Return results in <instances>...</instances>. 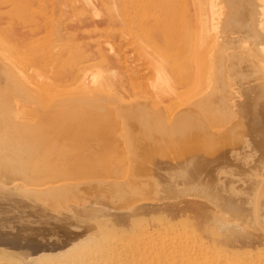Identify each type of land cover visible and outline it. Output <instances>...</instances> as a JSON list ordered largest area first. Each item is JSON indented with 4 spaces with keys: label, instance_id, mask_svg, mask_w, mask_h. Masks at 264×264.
Segmentation results:
<instances>
[{
    "label": "bare ground",
    "instance_id": "obj_1",
    "mask_svg": "<svg viewBox=\"0 0 264 264\" xmlns=\"http://www.w3.org/2000/svg\"><path fill=\"white\" fill-rule=\"evenodd\" d=\"M6 1L12 8L17 2ZM124 1L119 8L123 20L111 4L119 24L130 14L129 1ZM162 2L170 8L175 0ZM227 3L228 19L216 20L218 27L225 22L224 47L244 37L226 27L250 32L264 10L262 0ZM165 4L162 8L168 14ZM169 16L171 27L184 19L177 13ZM0 32L4 34L1 28ZM18 32L7 40L0 36V264H264V75L254 78L253 84L246 81L250 86L240 87V96L225 99L219 90L220 76L205 77L207 56L198 58L205 76L200 71V78L196 75L193 80L201 91L177 103L181 107L174 114L173 104L170 110L157 108L154 102L147 107L145 101H108L93 90L100 79L85 73L88 65L61 78L49 71L52 75L42 78L46 88L40 89L30 76V58L21 59L17 49ZM4 40L8 45L1 43ZM12 52H19L20 59ZM233 52L235 56H214L215 64L228 59L233 63V58L243 62ZM46 56H33L36 62H31L39 66ZM262 59L252 66L264 64ZM235 65L229 63L228 68L241 69V64ZM57 78L64 88H54L55 92L47 82ZM169 110L176 116L167 118ZM118 118L127 126L126 134L118 131ZM248 152L247 160L242 155ZM233 167L247 176L239 177Z\"/></svg>",
    "mask_w": 264,
    "mask_h": 264
},
{
    "label": "rangeland",
    "instance_id": "obj_2",
    "mask_svg": "<svg viewBox=\"0 0 264 264\" xmlns=\"http://www.w3.org/2000/svg\"><path fill=\"white\" fill-rule=\"evenodd\" d=\"M88 1H90L91 4L90 3L87 4ZM112 1L113 0H105V1L104 0L103 1L102 0H17L15 7L12 8V5L6 4L7 3L6 0H0V3L1 4L3 3L2 5H0V7H1L0 12L2 14V16L0 14V28H1L2 32H4V30L7 31V32L5 31L7 35H5V32H4V34L0 32L1 33L0 36H3V38H5L7 40L6 36H9V38H11V33L14 32L15 30H18L19 31L18 33H21V35H19V37H18L19 38L18 44H20V46L17 48L21 55L18 54L19 52L15 53V55L12 52V56H16L18 59H20L19 58L20 56H22L21 59H23V58L25 59V57L30 58V60L28 59L30 62V64H28L29 68L31 67L30 76L32 77V80L34 82H36L37 84L40 85V89H43L44 87L46 88V83H44V84L42 83L43 82L42 78H44V76L47 77V76L52 75V73H53L54 75H61L60 76V78H61V77H63L62 75L65 76V75H68V73L72 74L71 72L79 70V69L81 70L82 68H84L88 65L89 68L87 69L86 72L85 71L84 72L86 74H89L90 76L94 75L97 79H100L99 82L97 80L96 85L94 84V86H93L94 88L92 87L93 90H95V91L97 90L96 93H98V91H100L102 96L107 98V100L109 99L108 101L111 102V100H112L113 102H118V104H120L119 102L123 103L126 101H127V103L129 101H131V103L133 101H136V102H140V101L144 102L145 101V103H147L146 104L147 107H148V104H149V106L152 107V103L154 102L153 106H155L154 104H156L157 108L165 107V109L171 108L170 110H172L173 106H174L175 110L173 109V111H172L173 113L176 112L177 109H179L181 107V105L179 106L177 103H181L182 101H186V100H188L187 98H189V99L192 98L195 95V92L198 93L201 91V90H199L200 88L198 89V87H197L198 90L195 88V86H197V84L194 83L195 80H193L194 78L196 79L197 77H199L198 74L200 73V71L202 72L203 70H206L205 74L207 75V73H208L207 76L204 75V73H203L204 71L202 73L207 78L212 79V78L216 77V75H217V77L220 76L221 79L219 81V83H220L219 90L221 91L220 93H222L223 96H225V99H229V97H232V95L233 96L235 95L237 97V95H239L238 93H240V94L242 93V91L239 89H241V88L246 89V87H248L247 84H249V83L251 84L250 81H252V80L255 81L254 78L258 79V78L262 77L259 75H264L262 73L260 74V70H261V72H264V66H263L264 64H262L260 66H256V67L252 66L253 62H255L254 60H256V62H258L257 59L259 60V58L261 59L264 57V56L262 57V55H261L262 53L259 50V49H262L264 47V39L262 36V35H264V33H263L264 32L263 31V29H264V22H263L264 18L262 17V16H264L263 15L264 10L263 11L261 10V9H264V6H263V8L260 7L261 9L260 8L258 9L259 11L261 10L260 16L257 15V18L260 17L261 19L262 18L263 19L260 20V18H259L258 22H257L258 24L252 25L253 29L250 32L247 31L248 32L247 33V32H245L246 31L245 29H241V28L235 29L233 27H229V28L226 27L227 31L231 30V29H234L235 31H241L240 34L242 33L241 35L244 37H243V39L241 38L242 41H240L241 39H239V40H236L234 43L231 42L230 44H228V46L226 45L227 47H224L223 43L225 42L224 41L225 38L223 36L225 33L223 31L225 29L224 28L225 22L224 21L222 22L221 27H218L219 25H217V24L220 23L221 19L222 20L228 19V17H227L228 13L227 12L230 11V9L228 7L229 3H227V0H225L226 2H224V0H222V1H220V0H175L174 4L171 2H170V5L168 4L170 6V8L167 7L166 6L167 4L164 3L165 6L168 8V9L165 8V10L167 9L172 14L177 13L180 16H182V15L184 16L183 17L184 19H182V17H181L179 19V21H176V26L173 23V27H171L172 23H170L171 22L170 21L171 19L169 16L170 13L168 12V14H166L165 12H167V11H164V9H163L164 4L162 1H164V0H150V1L149 0H141V1L140 0H135V1L134 0H125L126 2L124 0H117L116 3H113ZM119 1H122V2H119ZM123 1L125 3H127L129 1L128 2V10L130 12L127 10V14L128 13H130V14H129V16H126V18H128V19L125 22H120V24H119V18L117 16H114L112 8H111V4H113L115 6L117 11L114 8H113V10L122 15L124 12H122L123 10H121V9H123V7L120 5H123ZM130 1H133V2H130ZM262 1L264 2V0H262ZM160 2H162V3H160ZM220 2L224 3V4L221 5ZM161 4H163L162 5L163 8L161 7ZM227 4H228V6H227ZM4 5H7V7ZM133 6H137L138 9H136V7H133ZM155 6H157V7H155ZM153 7H155V8H153ZM217 7H218V9H217ZM119 8H121V9H119ZM152 8H153V10H151ZM219 8L221 9V12L224 11L223 14L220 12ZM225 9H226V11H225ZM132 10H135V12H136V13H134V15L132 13ZM138 11H141V12H139L138 16H135V14H138ZM180 11H182L184 13H182ZM194 11H197L196 12L197 14L196 13L194 14ZM151 12H154V13H151ZM189 12H191V14L193 12V14L191 15ZM127 14H124V17ZM163 14H165V15L163 16ZM3 15H4V17H3ZM200 15H202V16H200ZM218 15L219 16L221 15V16L219 17ZM112 16H114V17L112 18ZM194 16L195 17L197 16V18L199 20L196 19ZM209 16H211V17H209ZM115 17H116V19H115ZM121 17L123 20L124 19L123 15ZM133 18L134 19L136 18V19L134 20ZM167 19H169V20H167ZM213 19H215V20H213ZM163 20H165V21H163ZM166 20L168 23L166 22ZM211 20H212V22H211ZM216 20L219 21L217 24H216V22H217ZM259 20L261 22H263V24L261 22L259 23ZM128 21H129V23H127ZM208 23H211V24L208 25ZM158 24H160V25H158ZM213 24L215 25V27ZM260 24H261V26L259 28L258 26ZM162 25H163V27H162ZM209 26H212V27H209ZM127 27H129V29ZM133 27H135V28H133ZM143 27L145 29L146 28L147 29L145 30ZM213 27L214 28L217 27V28L214 30ZM35 28L38 31H36ZM150 28L152 30H150ZM212 28H213V31L211 30ZM164 29H165V32H166V30L168 32L165 33L163 31ZM141 30H143L142 31L143 33L141 32ZM33 31H35V32H33ZM169 32L171 33L170 35H168ZM257 32H259V33H257ZM251 33H253L252 36H251ZM255 33L257 36L255 35ZM214 35H215V37H214ZM230 35H231V33L228 32L227 36L229 37ZM246 35H247V38H246ZM216 36H217V38H216ZM258 36H259V38H258ZM146 37L148 38V40L146 39ZM3 38L0 37V41H3ZM257 39H259V40H257ZM6 40H4V42H1V43H4V45L7 43V45H8V41H6ZM219 41L221 42V44L219 43ZM142 42H143V44H142ZM209 43H211V44H209ZM218 43L220 44V46H218L219 45ZM254 43H256V44H254ZM13 44H15V43H10L9 46L11 47V46H13ZM206 44H208V45H206ZM257 44H258V46H257ZM245 46H246V49H245ZM249 46L250 47L252 46L254 49H255V47H257V49L253 50V48L252 49L248 48ZM15 47H17L16 44H15ZM218 47L220 49H218ZM221 47L222 48L224 47V48L222 49ZM205 48H206V50H205ZM248 49H250V50H248ZM201 50H202V52H201ZM216 50L218 52H216ZM235 50L237 53L236 55H240L243 62H240V63L236 62L237 58H235V59L233 58V61L235 60L233 63L228 62L229 61V59H228V61L226 60L224 63L218 64V65L215 64L216 61H215V58H213L214 56H216L218 54L223 55L226 53H228L231 56H233V55L235 56V52H233ZM246 50H248V51L246 52ZM204 51H206V53H210V55L212 57L209 54L205 55ZM241 51L242 52L245 51V53L247 55L250 54L249 55L250 57L246 56L245 53L242 54ZM253 51L259 52L260 53L259 57L256 56V55H258V53L256 54ZM15 52H17V51H15ZM215 52L217 54L213 55ZM248 52H250V53H248ZM200 53H202L201 57H199ZM232 53H233V55H232ZM17 54L20 56H18ZM244 54L246 57L244 56ZM36 55H39V56H42V55L46 56L47 55L46 56L47 59H44L42 62H39V66L37 65L38 63H35L36 65H34V63H32V62H36V61L32 60V59H34L33 56H36ZM260 55H261V57H260ZM205 56H207V59H205ZM220 56L218 58H220ZM251 56H252V58H256V57L257 58L251 60L252 59ZM49 58H51V59H49ZM198 58H200V59L204 58L205 60H209L210 65H206L203 68V66H201L202 64H200L201 62L199 61ZM218 58H216V59H218ZM229 58L232 60V57H229ZM195 59L196 60L198 59V60L196 61ZM28 60L25 59L24 61H28ZM262 60H264V59H262ZM44 61H47V62L43 63ZM198 61H199V63H198ZM211 61H213L212 64H211ZM262 62H264V61H262ZM164 63H166L167 66ZM229 63L231 65L232 64L235 65V63H236L235 66H237L238 64L239 65L241 64L240 66H238V67H241V69H238L241 71L239 72L237 70V68H236V70H237L236 71L235 69H233L234 67H231V66H230L231 68L230 67L228 68ZM244 65H246V67ZM247 65H249V66L247 67ZM200 66L203 68V70H200L201 69V68H199ZM243 66L245 67L244 69H242ZM250 66H252V67L249 68ZM46 67H50L52 70L50 68L47 69ZM170 67H171V69H170ZM206 67L208 68V70L210 69L209 70L210 74L207 71ZM168 69H170V70H168ZM253 69H255V70H253ZM112 70L114 71L113 73H112ZM49 71H51L52 73L49 74ZM168 71H170V72L168 73ZM226 71H227V73H224ZM111 73H112V75H111ZM176 73L179 75L178 77H176L177 76ZM202 73L200 75H202ZM98 74H100V75H98ZM34 75H35V78H34ZM196 75H197V77H196ZM233 75H235V76H233ZM170 76L174 77V78L172 79ZM60 78H57V81H55V83H53L54 80H52L50 83L47 82L48 84H50V86L48 85L49 86L48 88L52 89V90L54 88L59 90L58 88L61 87L60 90H62L64 87H62L63 83L59 80ZM263 78H264V76H263ZM39 79L42 81L41 82L39 81V83H38L37 81ZM92 79L93 78H90L89 82L93 85V82H91ZM164 79H166V80H164ZM170 81H172V82L170 83ZM174 81H175V83H174ZM246 81H249V83H247ZM253 81H252V84H253ZM60 82L62 83V85ZM243 82H245V85L243 84ZM170 84H171V86H170ZM177 84H178V86H177ZM235 84L238 86L236 87ZM250 84H249V86H250ZM237 88H238V90H236ZM57 90H55V92ZM207 91H209V90H207ZM239 91H241V92H239ZM139 92H140V94H139ZM142 92L143 93L146 92V93L143 94ZM165 92H167V93H165ZM204 93L207 94V92H204ZM204 93H201V95H204ZM220 93L218 92V94H220ZM159 94H162V95H159ZM178 94H179V96H178ZM141 95H143V96H141ZM144 95L151 96V97H147ZM177 96H178V99L177 98L174 99V97H177ZM145 97H147V98H145ZM160 100L161 101L163 100L166 102H163V101L160 102ZM169 100H170V102H169ZM172 104H173V106H171ZM158 105L160 107H158ZM175 106L176 107L178 106L179 108L178 107L175 108ZM170 110L167 113V115H168L167 118L168 117L172 118V116L174 114L178 113V111H177V113L172 114V112ZM169 112H171V114ZM175 116H173V117H175ZM80 118L78 119V121L83 123V120H82L83 118L81 116H80ZM121 118H118V121H117V123H118L117 126L119 127L118 131L123 130V133L126 134L127 126H125V123L122 121L123 118L122 119ZM164 119H166L165 116H164ZM120 121H121V125L119 124ZM164 121H166V120H164ZM122 123H124V124L122 125ZM119 125L122 127H120ZM123 128H125V129H123ZM124 130H125V132H124ZM120 133L122 134V131H120ZM76 149L77 148H73L72 151H74ZM77 150H78V152H76V154L80 152L79 146H78ZM123 151L127 152L128 149H125L123 147ZM71 153H73V152H70L69 154H71ZM98 153L102 155V153L100 151H98ZM245 156L242 155V157L245 159L247 157L251 158L249 152ZM248 158H247V160H248ZM233 169L236 170V167L235 168L233 167ZM233 169L229 168L230 171L229 170L228 171L232 172ZM238 171H237V175H238ZM242 171L241 172L239 171L238 176L239 177L241 176L242 178H244L247 175L244 171L243 173L245 176L243 175L244 176L243 177L241 175V174H243ZM237 185H239V184H237ZM239 188H241V187L239 186Z\"/></svg>",
    "mask_w": 264,
    "mask_h": 264
}]
</instances>
